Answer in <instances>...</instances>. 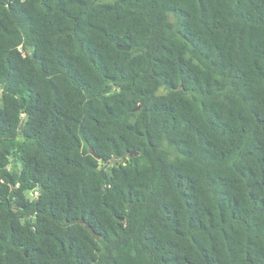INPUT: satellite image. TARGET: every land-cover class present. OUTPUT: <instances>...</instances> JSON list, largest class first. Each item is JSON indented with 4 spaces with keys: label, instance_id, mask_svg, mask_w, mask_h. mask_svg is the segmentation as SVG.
I'll list each match as a JSON object with an SVG mask.
<instances>
[{
    "label": "trees",
    "instance_id": "16d2710c",
    "mask_svg": "<svg viewBox=\"0 0 264 264\" xmlns=\"http://www.w3.org/2000/svg\"><path fill=\"white\" fill-rule=\"evenodd\" d=\"M0 264H264V0H0Z\"/></svg>",
    "mask_w": 264,
    "mask_h": 264
},
{
    "label": "water",
    "instance_id": "95a60500",
    "mask_svg": "<svg viewBox=\"0 0 264 264\" xmlns=\"http://www.w3.org/2000/svg\"><path fill=\"white\" fill-rule=\"evenodd\" d=\"M117 47L119 48V49H123V50H128L129 49V46H127V45H117ZM140 108V104H138V106H136L135 108H134V110H138ZM80 222H84L83 221V219L82 218H80ZM85 226L95 235V237L96 238H98L99 236H98V234H96L94 231H93V229H92V227L88 224V223H85Z\"/></svg>",
    "mask_w": 264,
    "mask_h": 264
},
{
    "label": "rangeland",
    "instance_id": "374dc122",
    "mask_svg": "<svg viewBox=\"0 0 264 264\" xmlns=\"http://www.w3.org/2000/svg\"><path fill=\"white\" fill-rule=\"evenodd\" d=\"M115 161V160H114ZM34 195H36V193H34Z\"/></svg>",
    "mask_w": 264,
    "mask_h": 264
}]
</instances>
